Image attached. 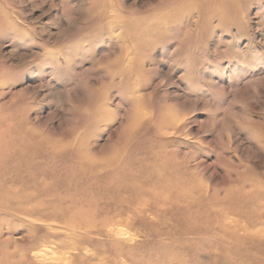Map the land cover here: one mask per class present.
Returning a JSON list of instances; mask_svg holds the SVG:
<instances>
[{
    "label": "rangeland",
    "instance_id": "rangeland-1",
    "mask_svg": "<svg viewBox=\"0 0 264 264\" xmlns=\"http://www.w3.org/2000/svg\"><path fill=\"white\" fill-rule=\"evenodd\" d=\"M0 160V264H264V0H0Z\"/></svg>",
    "mask_w": 264,
    "mask_h": 264
},
{
    "label": "bare ground",
    "instance_id": "bare-ground-1",
    "mask_svg": "<svg viewBox=\"0 0 264 264\" xmlns=\"http://www.w3.org/2000/svg\"><path fill=\"white\" fill-rule=\"evenodd\" d=\"M5 144H6V143H5ZM1 145H3V144H1ZM3 164H6V161H5V160H4V161H3V160H0V166H2ZM1 191H2V193H0V203H1L2 201H3L4 203H9V202L11 203V202H13L12 199H11V195H9L5 190H4V191L1 190ZM3 202H2V203H3ZM13 203H14V202H13ZM82 218H83V216H82ZM84 218H86V217H84ZM84 218H83V219H84ZM105 218H106V217H105ZM107 218H108V217H107ZM107 218H106V219H107ZM76 219H77V218H76ZM78 219H79V218H78ZM78 219L76 220V222L78 221ZM102 219H103V218H102ZM84 220H85V219H84ZM111 220H112V219H111ZM111 220H109V222H110ZM80 221H81V219H80ZM103 221H104V220H101V223H102ZM107 221H108V220H107ZM107 221H106V222H107ZM78 222H79V221H78ZM104 222H105V221H104ZM104 222H103V223H104ZM106 222H105V224L108 223V222H107V223H106ZM103 223H102V224H103ZM110 223H111V222H110ZM105 224H104V225H105ZM259 233H260V230H259ZM259 235L261 236V234H259ZM255 239H256V238H255ZM260 239H261V238H260Z\"/></svg>",
    "mask_w": 264,
    "mask_h": 264
}]
</instances>
